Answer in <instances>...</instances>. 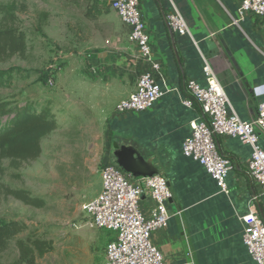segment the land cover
I'll list each match as a JSON object with an SVG mask.
<instances>
[{
    "label": "crops",
    "instance_id": "0c3cea01",
    "mask_svg": "<svg viewBox=\"0 0 264 264\" xmlns=\"http://www.w3.org/2000/svg\"><path fill=\"white\" fill-rule=\"evenodd\" d=\"M172 4L181 12L190 36H180L169 27L166 15ZM139 6L167 91L142 113L119 115L112 110L108 124L112 150L106 161H113V152L121 146L131 147L143 159L152 160L158 174L166 179L171 192L168 226L151 236L163 264H255L243 245L241 218L250 205L256 204L264 221V197H260V187L246 176L248 147L228 137L216 138L219 151L232 163L226 181L228 194H224L202 167L183 156L181 146L191 134L190 123L201 116L197 106L189 109L182 101L187 81L204 84L203 60L209 63L237 115L242 120L254 117L256 102L251 96L249 103L243 89L251 95L253 87L264 84L259 21L246 17L237 22L238 0H139ZM125 29V36L113 42L114 50L107 49L106 57L94 63L107 83L113 79L123 82L112 97L117 103L134 92L138 76L147 70L128 44ZM223 45L238 70L221 56ZM238 72L241 76H235ZM259 139L264 150V132L259 133ZM254 197H258L257 203ZM153 207L144 190L140 210L148 215ZM112 237L107 235L106 243Z\"/></svg>",
    "mask_w": 264,
    "mask_h": 264
},
{
    "label": "rangeland",
    "instance_id": "374dc122",
    "mask_svg": "<svg viewBox=\"0 0 264 264\" xmlns=\"http://www.w3.org/2000/svg\"><path fill=\"white\" fill-rule=\"evenodd\" d=\"M0 9L14 17L13 23L4 22L0 14V29L16 27L28 43L25 57L0 62V71L13 69L0 101L12 109L47 108L57 122L35 161L18 169L1 163L0 220H19L25 230L0 254V264H29L30 259L34 264H101L111 233L88 228L82 206L99 191L100 168L112 150L108 124L117 103L112 97L123 82L107 83L94 63L125 36L126 26L110 0H0ZM258 21L264 45V18ZM5 187L25 190L44 206L6 197ZM37 242L48 249L42 256L34 250Z\"/></svg>",
    "mask_w": 264,
    "mask_h": 264
},
{
    "label": "built area",
    "instance_id": "2783aa9c",
    "mask_svg": "<svg viewBox=\"0 0 264 264\" xmlns=\"http://www.w3.org/2000/svg\"><path fill=\"white\" fill-rule=\"evenodd\" d=\"M110 8L128 28L127 42L133 47L135 57L147 65V70L137 78L134 92L120 100L114 111L119 115L142 113L166 93L167 86L151 50L139 0H110ZM236 16L237 22L246 17L263 19L264 0H238ZM166 21L178 35L190 36L181 12L173 4ZM106 44L110 45V42L106 41ZM202 75L204 84L189 80L185 85L186 98L182 104L189 109L197 106L201 116L190 123L191 134L181 146L183 156L202 167L218 189L228 194L226 181L232 163L219 151L216 138L239 141L249 149L246 176L260 187V197H264V150L259 139V133L264 132V84L251 90L256 102L254 117L242 120L206 60H203ZM99 177L100 190L82 206V213L88 228L113 235L104 247L101 264H163L151 236L168 226L167 203L171 192L166 179L156 174L134 180L114 160L101 166ZM144 190L154 202L148 215L139 208ZM253 201L257 203L258 197ZM241 222L243 245L248 255L255 264H264V221L256 204L249 206Z\"/></svg>",
    "mask_w": 264,
    "mask_h": 264
},
{
    "label": "trees",
    "instance_id": "16d2710c",
    "mask_svg": "<svg viewBox=\"0 0 264 264\" xmlns=\"http://www.w3.org/2000/svg\"><path fill=\"white\" fill-rule=\"evenodd\" d=\"M0 14L4 22H14V17H8L7 13L1 9ZM27 52L28 43L21 31L13 26L0 29V62L14 56L25 57ZM12 71L13 69L7 72L0 71V89L9 86L8 75ZM3 119H5L4 122ZM56 129L55 116L49 109L42 108L37 111L31 105L12 109L9 102L0 101V173L3 171L1 167L3 161H8L14 169L35 161L41 153V141ZM4 195L25 206L33 208L44 206L41 199L31 197L27 191L22 189L11 190L5 187ZM24 230L25 226L19 220H0V254L5 252L12 239ZM44 247L45 243L37 242L34 250L42 256L48 251ZM18 248L21 253L24 252L22 243H18ZM29 264H34L33 259L29 260Z\"/></svg>",
    "mask_w": 264,
    "mask_h": 264
},
{
    "label": "water",
    "instance_id": "95a60500",
    "mask_svg": "<svg viewBox=\"0 0 264 264\" xmlns=\"http://www.w3.org/2000/svg\"><path fill=\"white\" fill-rule=\"evenodd\" d=\"M219 52L221 56L227 61V63L234 67L235 71L238 70V66L236 65L234 58L224 45L219 49ZM235 76H241V73H235ZM239 86L242 87V84L239 83ZM243 94L250 103V92L246 89H243ZM112 156L117 166L126 175L132 177L134 180L149 178L158 174V170L152 160L143 159V157L131 147L121 146L118 150L113 152Z\"/></svg>",
    "mask_w": 264,
    "mask_h": 264
}]
</instances>
